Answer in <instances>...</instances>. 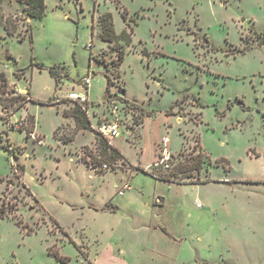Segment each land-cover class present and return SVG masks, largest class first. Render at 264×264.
Segmentation results:
<instances>
[{
    "label": "rangeland",
    "instance_id": "374dc122",
    "mask_svg": "<svg viewBox=\"0 0 264 264\" xmlns=\"http://www.w3.org/2000/svg\"><path fill=\"white\" fill-rule=\"evenodd\" d=\"M44 3L31 18L0 0V74L11 96L18 83L33 98L0 101V205L13 214L0 219V264H264V0ZM103 13L129 34L118 71L103 64L116 57L98 36ZM59 64L69 77L56 86ZM106 73L112 102L151 114L119 109L122 156L104 170L102 137L63 111L89 74V110L107 112ZM164 150L168 164L198 155L207 181L155 179Z\"/></svg>",
    "mask_w": 264,
    "mask_h": 264
},
{
    "label": "trees",
    "instance_id": "16d2710c",
    "mask_svg": "<svg viewBox=\"0 0 264 264\" xmlns=\"http://www.w3.org/2000/svg\"><path fill=\"white\" fill-rule=\"evenodd\" d=\"M20 2H23L25 4V14L31 18H40L45 14V3L44 0H19ZM126 12V11H124ZM125 18V16H124ZM97 25L99 28V32H98V36L101 38V40L108 42L109 46L115 50L116 52V57L115 59H112V61L109 63L105 60H103V64L106 68V72H108L112 67V69H119L121 62L123 61L124 58V54L125 51L123 50L122 46L119 45L117 43L118 38H122L125 41L129 42V34H127L126 32H123L120 35H117L114 31L113 28V23H112V18H111V14L110 13H103L100 14V16L98 17L97 20ZM26 30L29 32V36L32 37L31 35V26L30 24L27 25ZM8 34H14L15 30L13 31H9L7 30ZM1 39V38H0ZM258 44L261 43V41H257ZM262 44V43H261ZM246 46L243 47L240 51H245L246 50ZM94 57L97 61L98 58L96 57V55H90V58ZM100 62V61H99ZM36 65L39 68H44V65L42 63H36ZM63 68H65L64 65H54L51 67H48V72L50 73V75L53 77L54 81H55V85L59 86V83L61 81H63V79H66L69 77L68 74V70L65 68V71H63ZM23 72V71H22ZM16 77H19V73L15 72L14 73ZM106 88H105V97L107 98V101L110 102L109 105H107V112L108 114H106V110L102 111V112H98L96 114H94V112H91V115L87 116L85 109L88 108V106L86 105L85 107H83L82 105H79L78 103L71 101L69 98H66L68 101L73 103V106H71L68 109H65L63 111V114L65 116H71L74 119L75 125L77 129H91V122H93L91 119V117H95V122L93 123H97L101 120L102 117H108L110 118L109 114H112V117L114 116L115 118L119 119V109H122L123 111L128 107L130 108V106L134 107L136 110H138V113L135 114L134 116L136 117V121L137 119H139V123L141 122L142 116L143 115H150V112H146L142 109V107H140L137 103H132L131 101H129V99L127 97L118 95V97H114L117 98L118 101L121 103V108L119 106L118 103L116 102H112V97H109L110 95V85H111V80L109 75L106 73ZM122 90H125L124 88L121 87ZM11 91L7 88V79L5 78L4 74H0V101L2 102V107L7 110V107H9L10 105L14 104L17 100L22 99L21 102L18 103V105H22L27 101H32L33 98L32 97H27L25 98L23 95L20 94H16L15 96H11L10 95ZM116 95V94H114ZM113 95V96H114ZM111 96V95H110ZM51 99L48 100V102H50ZM64 101V99H62ZM105 103V102H103ZM116 104L117 106V110L113 113L111 111L112 105ZM5 105V106H4ZM17 105L15 106L16 109ZM14 109L11 110V112ZM4 115H1L0 117H3ZM5 119V118H4ZM24 129V126L21 128ZM19 129V130H21ZM26 134H30L31 131H26ZM99 134V133H97ZM101 136V135H100ZM102 137V136H101ZM98 149H99V153L100 156L102 157L103 160H105L106 162H101L99 164L100 168H103L104 170H106L107 168H111V163L116 162L118 159L121 158V153L119 152V150L113 146L107 139H105L104 137H102V140H98V145H97ZM200 154V151L199 153ZM162 157V156H159ZM170 157L174 158L173 155H170ZM198 155L195 156H187L185 158L184 161L178 160L177 162H171V164L168 163H161V162H155L151 169L149 171H147L151 176H153L155 179L158 180H163V181H167V182H177V183H182L185 182V180H183V177H187L188 183H201V182H205L207 181L208 177H206L205 179L201 178V171L203 168V162L201 159L197 158ZM109 161V162H107ZM208 163H210V161H208ZM103 164H106L108 167L104 168ZM18 169L21 170V172L24 171V167L21 164H17L16 166ZM194 170L195 171V175H191V171ZM192 178V179H191ZM28 190V188H26ZM13 217V214L11 213L9 207L4 206V204L0 205V219H4V218H10Z\"/></svg>",
    "mask_w": 264,
    "mask_h": 264
},
{
    "label": "built area",
    "instance_id": "2783aa9c",
    "mask_svg": "<svg viewBox=\"0 0 264 264\" xmlns=\"http://www.w3.org/2000/svg\"><path fill=\"white\" fill-rule=\"evenodd\" d=\"M82 87L83 90L82 92H76V91H70L67 94V98H69L71 101H74L76 103H78L79 105H82L83 107H85L86 105L88 106V97H87V88L90 84V75L87 74L86 76L82 77L80 79V81L78 82ZM14 92L17 94V92H19V94H23L20 88H15ZM117 106L116 104L112 105L111 111L114 113L117 110ZM85 112L87 114V116L91 115V112L89 110V106L88 108L85 109ZM0 115H3L0 112ZM110 118L108 117H102L101 120L97 123H93L91 122V127L93 130H95L97 133H99V135H101L102 137H104L105 139H107L109 142L111 139L116 138L120 135V128H121V124H120V120L115 118L114 116L112 117V114H109ZM15 128L17 129H21L23 126H25V119L21 118L18 119V121H16L15 123ZM29 135H32V133H30ZM162 142L166 143L167 142V137L164 136L162 138ZM111 143V142H110ZM163 156L161 158V163H167L166 160H168L169 155L166 152V150L163 151ZM104 168H107L108 166L106 164H103ZM128 188L127 184H124L122 186V189L119 191V194H123L124 190H126Z\"/></svg>",
    "mask_w": 264,
    "mask_h": 264
},
{
    "label": "crops",
    "instance_id": "0c3cea01",
    "mask_svg": "<svg viewBox=\"0 0 264 264\" xmlns=\"http://www.w3.org/2000/svg\"><path fill=\"white\" fill-rule=\"evenodd\" d=\"M90 82H91V80H90ZM90 85V84H89ZM17 86H18V88H20L22 91H26V87H22V86H20L18 83H17ZM29 95L32 97V93H31V90L29 89ZM87 97H88V106H89V104H90V98H89V94H88V88H87ZM89 109H90V107H89ZM92 112H98L97 110H92Z\"/></svg>",
    "mask_w": 264,
    "mask_h": 264
}]
</instances>
